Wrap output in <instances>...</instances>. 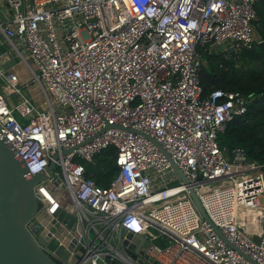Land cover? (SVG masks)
<instances>
[{
	"label": "built area",
	"instance_id": "2783aa9c",
	"mask_svg": "<svg viewBox=\"0 0 264 264\" xmlns=\"http://www.w3.org/2000/svg\"><path fill=\"white\" fill-rule=\"evenodd\" d=\"M259 1L5 0L0 32L43 97L44 108L21 90L20 73L0 67V130L26 176L45 174L27 224L35 238L49 234L66 248L74 241L71 256L83 249L77 264H108L107 256L139 264L124 250L127 234L145 236L153 264H252L245 256L264 264V161L217 142L247 97L202 95L199 80L204 53L262 42L253 24ZM108 147L117 174L99 186L86 163ZM59 208L79 230L40 225L37 216L48 215L54 226Z\"/></svg>",
	"mask_w": 264,
	"mask_h": 264
},
{
	"label": "water",
	"instance_id": "95a60500",
	"mask_svg": "<svg viewBox=\"0 0 264 264\" xmlns=\"http://www.w3.org/2000/svg\"><path fill=\"white\" fill-rule=\"evenodd\" d=\"M233 48L228 51L232 52ZM114 125H107L111 127ZM164 154L167 155L165 150L154 139L150 138ZM57 155L54 154V158ZM171 165L174 171L179 175L184 183L187 179L179 168L171 160ZM55 168L54 161H51L47 171L50 172ZM27 167L16 156L14 150L6 143L5 136L0 130V264H60L52 258L43 247L48 250L54 251L56 255L64 260H70L71 264H77L78 258L82 255L83 249L79 247V252L74 256L70 255V251L74 247L72 241L68 248L58 245L56 238H48L49 234L38 235L36 238L29 231L27 224L33 219L38 211L39 204L34 194V186L44 180V173L32 174L26 176ZM190 196L193 204L201 217L209 221V218L202 207L201 201L193 188H189ZM55 218L54 226L48 220L50 216H37L41 221V226H46L51 231L55 230L58 223L66 224L67 228L74 230L80 229V225L75 226V216L66 213L63 209L59 208L54 212ZM214 231L232 248H235L221 233V231L211 223ZM149 241L142 234H127L123 242L126 254L131 256L139 264H153L151 259L146 261L143 253L149 245ZM252 264H257L245 256ZM108 264H125L116 259L106 257ZM150 262V263H149ZM86 264H89L87 262Z\"/></svg>",
	"mask_w": 264,
	"mask_h": 264
},
{
	"label": "trees",
	"instance_id": "16d2710c",
	"mask_svg": "<svg viewBox=\"0 0 264 264\" xmlns=\"http://www.w3.org/2000/svg\"><path fill=\"white\" fill-rule=\"evenodd\" d=\"M254 27L262 40L237 52L212 50L204 53L199 71L202 95L214 89L239 91L247 97V109L233 116L217 136L220 147L228 151L241 147L250 160L264 161V0L256 4ZM117 174L115 149L108 147L86 163V175L99 186H107ZM161 244L162 241L159 240Z\"/></svg>",
	"mask_w": 264,
	"mask_h": 264
},
{
	"label": "rangeland",
	"instance_id": "374dc122",
	"mask_svg": "<svg viewBox=\"0 0 264 264\" xmlns=\"http://www.w3.org/2000/svg\"><path fill=\"white\" fill-rule=\"evenodd\" d=\"M256 27V26H255ZM256 33H258L257 29L255 28ZM215 49H219V47H215ZM28 61H30L28 57ZM11 64L15 67V70L20 73L21 77H23V81L20 84L21 90L29 95H32L34 97V102L35 104L41 106L44 108L43 104V97L41 94H39V88L35 83L31 81V76L28 68L26 67L25 63L19 58V57H14ZM26 83V84H25ZM25 84V86H23ZM246 222V219H245ZM247 231H251V225L247 224Z\"/></svg>",
	"mask_w": 264,
	"mask_h": 264
},
{
	"label": "crops",
	"instance_id": "0c3cea01",
	"mask_svg": "<svg viewBox=\"0 0 264 264\" xmlns=\"http://www.w3.org/2000/svg\"><path fill=\"white\" fill-rule=\"evenodd\" d=\"M7 15H9L7 4L5 0H0V22L3 21ZM217 50L220 51L221 49L219 48ZM16 56L17 55L10 49L5 37L0 32V67L15 69V67L11 64V62L13 58Z\"/></svg>",
	"mask_w": 264,
	"mask_h": 264
}]
</instances>
